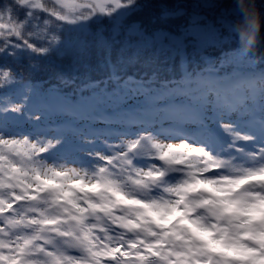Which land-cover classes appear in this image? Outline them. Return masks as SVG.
I'll return each mask as SVG.
<instances>
[{"label": "snow or ice", "instance_id": "1", "mask_svg": "<svg viewBox=\"0 0 264 264\" xmlns=\"http://www.w3.org/2000/svg\"><path fill=\"white\" fill-rule=\"evenodd\" d=\"M264 0H0V264H264Z\"/></svg>", "mask_w": 264, "mask_h": 264}, {"label": "clouds", "instance_id": "2", "mask_svg": "<svg viewBox=\"0 0 264 264\" xmlns=\"http://www.w3.org/2000/svg\"><path fill=\"white\" fill-rule=\"evenodd\" d=\"M258 54H260V55H264V51H261V52H259Z\"/></svg>", "mask_w": 264, "mask_h": 264}]
</instances>
